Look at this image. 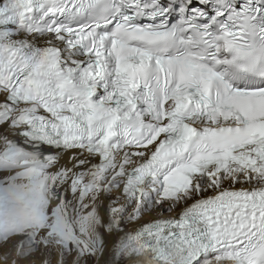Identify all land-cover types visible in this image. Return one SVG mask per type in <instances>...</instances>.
Wrapping results in <instances>:
<instances>
[{
	"label": "snow or ice",
	"instance_id": "obj_1",
	"mask_svg": "<svg viewBox=\"0 0 264 264\" xmlns=\"http://www.w3.org/2000/svg\"><path fill=\"white\" fill-rule=\"evenodd\" d=\"M0 264H264V0H0Z\"/></svg>",
	"mask_w": 264,
	"mask_h": 264
}]
</instances>
